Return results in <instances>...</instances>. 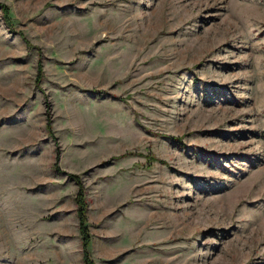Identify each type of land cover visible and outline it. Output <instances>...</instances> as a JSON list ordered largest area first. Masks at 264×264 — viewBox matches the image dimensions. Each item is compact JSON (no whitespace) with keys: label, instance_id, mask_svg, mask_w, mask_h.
<instances>
[{"label":"rangeland","instance_id":"obj_1","mask_svg":"<svg viewBox=\"0 0 264 264\" xmlns=\"http://www.w3.org/2000/svg\"><path fill=\"white\" fill-rule=\"evenodd\" d=\"M0 264H264V0H0Z\"/></svg>","mask_w":264,"mask_h":264},{"label":"trees","instance_id":"obj_2","mask_svg":"<svg viewBox=\"0 0 264 264\" xmlns=\"http://www.w3.org/2000/svg\"><path fill=\"white\" fill-rule=\"evenodd\" d=\"M72 178H74V177H72ZM82 215H83L82 213L79 214V221H80L81 228H83L85 226V224L82 222L84 220ZM84 256H85V259L87 260L88 254H87L86 250L84 252Z\"/></svg>","mask_w":264,"mask_h":264}]
</instances>
